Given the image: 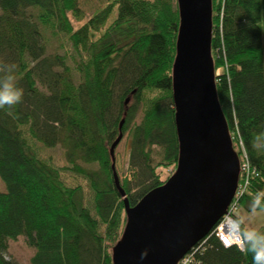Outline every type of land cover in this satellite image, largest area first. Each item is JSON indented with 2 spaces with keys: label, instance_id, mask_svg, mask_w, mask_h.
Wrapping results in <instances>:
<instances>
[{
  "label": "trees",
  "instance_id": "16d2710c",
  "mask_svg": "<svg viewBox=\"0 0 264 264\" xmlns=\"http://www.w3.org/2000/svg\"><path fill=\"white\" fill-rule=\"evenodd\" d=\"M106 5L86 20L79 0H0V65H15L24 89L22 102L0 108V264H16L9 241L20 237L36 250L31 264H114L128 223L110 153L120 134L130 132V166L141 174L136 193L120 182L131 207L177 171V0ZM212 5L219 104L240 162L234 138L258 175L238 203L251 212L264 191V0ZM42 28L73 54L48 55ZM36 145L62 147L66 165L42 159ZM196 248L192 264H253L250 252L225 249L213 232Z\"/></svg>",
  "mask_w": 264,
  "mask_h": 264
},
{
  "label": "water",
  "instance_id": "95a60500",
  "mask_svg": "<svg viewBox=\"0 0 264 264\" xmlns=\"http://www.w3.org/2000/svg\"><path fill=\"white\" fill-rule=\"evenodd\" d=\"M177 3L180 29L173 100L178 168L164 186L131 207L115 170V150L124 135L113 144L115 186L128 219L114 249V264H178L226 215L239 183L240 160L216 89L212 0Z\"/></svg>",
  "mask_w": 264,
  "mask_h": 264
},
{
  "label": "rangeland",
  "instance_id": "374dc122",
  "mask_svg": "<svg viewBox=\"0 0 264 264\" xmlns=\"http://www.w3.org/2000/svg\"><path fill=\"white\" fill-rule=\"evenodd\" d=\"M109 1L110 0H79V8L84 13L85 19L87 20L98 13L100 10L105 8L107 6L106 4ZM74 24L75 26L79 25L76 22ZM42 30L44 33L48 55L59 54L63 56L66 55L67 51L70 54H73L74 51L72 46L63 36H54L49 30H45L44 28H42ZM69 64L71 65V67H75V65L71 61L69 62ZM216 75H219V71H216ZM143 118L144 112L142 109H140L134 124L140 125L143 121ZM129 133L130 132L128 131L126 134H124L123 140L115 150V170L121 183H123L125 179L132 182L133 193H136L138 189L137 186L141 181V174L139 173V171H137V169H132L130 166L131 147ZM234 140L236 146L238 147V151L240 152V154L242 153L243 156L244 154L242 151L244 149L241 142H237L236 138H234ZM36 146L38 149V154L42 159L52 162L56 166L64 167L66 165L65 152L62 147L58 146L56 148L50 149L42 147L40 145ZM153 152L156 157L157 155L161 154V149L154 148ZM88 168L93 170L97 169L96 166H88ZM172 170L173 169L166 170L164 176L168 177L171 174ZM5 189V185L0 180V192H4ZM237 214L244 218V227L255 228L260 231L264 230V210H257V213L255 215H252L251 212L240 208ZM214 229L211 231V233L214 231ZM35 253L36 250L28 245L27 239L25 237H20L16 241H9V251L7 258L13 260L16 264H31V260L34 257Z\"/></svg>",
  "mask_w": 264,
  "mask_h": 264
},
{
  "label": "clouds",
  "instance_id": "9594fccd",
  "mask_svg": "<svg viewBox=\"0 0 264 264\" xmlns=\"http://www.w3.org/2000/svg\"><path fill=\"white\" fill-rule=\"evenodd\" d=\"M14 71L15 65H0V72H5L0 76V108L11 107L23 100L24 89L17 86ZM258 209L264 210V191L257 192L250 204L252 215H255ZM230 218L239 236L237 246L242 252L252 254L253 264H264V232L244 227L245 221L242 216L236 215Z\"/></svg>",
  "mask_w": 264,
  "mask_h": 264
},
{
  "label": "built area",
  "instance_id": "2783aa9c",
  "mask_svg": "<svg viewBox=\"0 0 264 264\" xmlns=\"http://www.w3.org/2000/svg\"><path fill=\"white\" fill-rule=\"evenodd\" d=\"M243 154V159L240 162V180L236 190L235 198L232 201L230 207L228 208L226 215L221 219V221L213 231V233L225 249L240 250V248L237 246L239 236L235 232L233 220L230 217L238 215L237 213L240 209L238 204L239 200L248 189L250 179L258 176L257 171L252 168L251 164L249 163L248 157L244 151ZM226 240L228 241L227 244L225 243ZM196 246L178 264H192L194 256L191 253L193 251H195L196 253L199 250L196 248Z\"/></svg>",
  "mask_w": 264,
  "mask_h": 264
},
{
  "label": "snow or ice",
  "instance_id": "6c2138e0",
  "mask_svg": "<svg viewBox=\"0 0 264 264\" xmlns=\"http://www.w3.org/2000/svg\"><path fill=\"white\" fill-rule=\"evenodd\" d=\"M225 243L227 244V243H228V241L226 240V241H225Z\"/></svg>",
  "mask_w": 264,
  "mask_h": 264
}]
</instances>
